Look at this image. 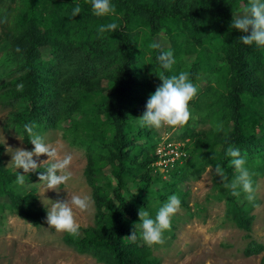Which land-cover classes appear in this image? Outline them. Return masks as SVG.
I'll list each match as a JSON object with an SVG mask.
<instances>
[{
  "label": "trees",
  "instance_id": "trees-1",
  "mask_svg": "<svg viewBox=\"0 0 264 264\" xmlns=\"http://www.w3.org/2000/svg\"><path fill=\"white\" fill-rule=\"evenodd\" d=\"M111 2L115 14L97 17L90 0H24L16 34L5 39L11 48L3 63L7 75L0 80V98L11 107L7 126L26 143L31 144L26 124L35 125L41 135L70 122L86 149L95 222L80 226L79 237L65 233V243L103 264H162L153 245L140 237L142 208L154 219L171 195L188 207L189 181L199 179L209 166L223 167L231 183L238 173L227 155L229 147L239 149L245 159L253 188L264 177V48L245 45L239 37L246 34L232 27L247 0ZM14 3L10 0L8 9ZM76 5L82 11L72 17ZM110 22L118 24L115 32H98ZM153 42L161 48L153 49ZM168 50L176 61L170 71L157 60ZM180 72L189 73L198 89L189 105L191 119L177 137L187 140L186 156L161 171L160 134L142 127L138 118L162 85L159 74ZM197 117L208 119L210 128L196 129L192 123ZM2 152L0 145V208L8 206L35 226L44 225L46 211L38 195L16 183L20 172L5 166ZM46 169L25 174V182ZM223 184L219 177L218 197L225 199L226 215L251 232L257 200L246 199L241 188L233 196ZM134 231L135 241L129 237ZM251 236L246 235V256L264 250Z\"/></svg>",
  "mask_w": 264,
  "mask_h": 264
},
{
  "label": "rangeland",
  "instance_id": "rangeland-1",
  "mask_svg": "<svg viewBox=\"0 0 264 264\" xmlns=\"http://www.w3.org/2000/svg\"><path fill=\"white\" fill-rule=\"evenodd\" d=\"M9 3L10 0H0V80L7 75L3 63L11 48V43L7 45L5 39L16 34L18 20L25 6L24 0H15L11 9H8ZM8 10H11L9 16ZM240 14L242 13L236 15ZM10 111L11 107L0 98L2 158L7 168L25 175L28 173H24L23 169L11 165V149L24 148L32 151L34 145L26 143L16 130L7 126ZM69 125L70 122H65L58 128L47 130L41 136L46 143L56 146L61 155L68 153L73 156L70 167L72 179L66 186L61 185L58 191L48 190L39 178L25 182L23 189L24 192L35 191L38 195V203L46 211L45 220L52 203L66 202L69 194L90 196L92 204L89 210L74 209L77 223L87 227L94 224L96 211L92 197L93 189L85 175L88 157L85 147L79 144ZM192 125L202 130L210 128L211 123L208 119L200 121L197 117ZM179 129H156L160 134L158 148L163 146V141L172 137L169 141L175 143L176 147L180 145L183 150L187 140L177 138L180 137L178 133L182 131ZM8 148H11L10 153ZM33 158L38 163L48 159L46 155ZM161 171L164 170L161 168ZM218 180L215 168L209 166L199 179L189 181V206L180 205V210L171 217L173 228L163 234L164 243L153 245L154 254L162 264H263L264 250L250 256H246L244 250L250 241V238L246 237L248 233L252 235L251 239L264 245V177H258L254 185L257 204L252 210L256 219L251 232L240 229L226 215L225 199L218 197ZM4 199L6 203H10L8 198ZM65 233L57 232L49 227L47 222L42 226H35L32 221L8 206L0 208V264H103L67 245L64 241Z\"/></svg>",
  "mask_w": 264,
  "mask_h": 264
},
{
  "label": "clouds",
  "instance_id": "clouds-1",
  "mask_svg": "<svg viewBox=\"0 0 264 264\" xmlns=\"http://www.w3.org/2000/svg\"><path fill=\"white\" fill-rule=\"evenodd\" d=\"M92 13L97 17H106L115 14V6L111 0H90ZM82 9L76 5L72 11V17L79 16ZM232 27L245 33L239 37L245 45L255 44L264 48V0H247V6L243 9L242 14L234 15ZM118 28L116 22H110L106 25H100L98 32L103 34L106 31L115 32ZM153 49H160L161 44L153 42ZM17 51H20L17 48ZM160 68L170 71L176 63L171 50L161 51L157 57ZM162 85L157 88L154 94L146 104V112L138 118L140 125L152 127L160 130L164 127L174 129L186 126L191 119L190 103L197 95L198 89L190 80L189 73L180 72L178 75L171 77L159 74ZM19 87H23L20 85ZM35 125L26 124L25 132L29 141L34 145V150L28 151L24 148L11 149L12 161L17 169H23L24 173L38 172V169L47 164L45 172H39V179L46 184L48 190L58 191L61 185H67L72 179L73 173L70 170L73 162V156L65 153L61 155L60 150L51 143H46L44 138L35 130ZM10 153V152H9ZM46 155L48 159L38 163L33 157ZM227 155L232 157L230 163L234 166L238 175L228 183V177L225 170L219 164L215 168V174L224 182L225 189L231 190V195L239 196L237 191L241 188L246 193V199L252 201L255 199V189L251 180L250 173L245 167L246 161L241 156L239 149L229 147ZM215 157H213L214 159ZM16 183L24 185L25 175L18 174ZM66 189V188H65ZM91 197L88 195L69 194L66 202L52 203L48 208L47 224L57 232H66L72 237H79L80 225L77 223L74 215V209L87 211L91 208ZM181 201L177 195H171L168 201L159 209L155 218H151L148 211L142 208L138 215L140 237L145 244L152 246L163 244V233L171 229V217L180 210ZM133 241L137 239L134 231L129 236Z\"/></svg>",
  "mask_w": 264,
  "mask_h": 264
},
{
  "label": "built area",
  "instance_id": "built-area-1",
  "mask_svg": "<svg viewBox=\"0 0 264 264\" xmlns=\"http://www.w3.org/2000/svg\"><path fill=\"white\" fill-rule=\"evenodd\" d=\"M163 141V146L157 149V154L159 155L160 159L157 162L158 165H162V169L165 170L166 167L174 163L177 159L181 158L182 156H186V151L181 150L180 145L176 147L175 143L172 141Z\"/></svg>",
  "mask_w": 264,
  "mask_h": 264
}]
</instances>
